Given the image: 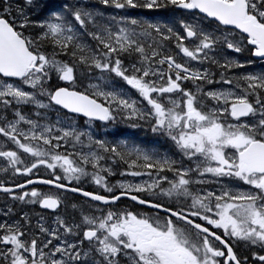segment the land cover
Returning <instances> with one entry per match:
<instances>
[{
  "label": "snow or ice",
  "instance_id": "1",
  "mask_svg": "<svg viewBox=\"0 0 264 264\" xmlns=\"http://www.w3.org/2000/svg\"><path fill=\"white\" fill-rule=\"evenodd\" d=\"M0 264H264V0H0Z\"/></svg>",
  "mask_w": 264,
  "mask_h": 264
},
{
  "label": "flooded vegetation",
  "instance_id": "2",
  "mask_svg": "<svg viewBox=\"0 0 264 264\" xmlns=\"http://www.w3.org/2000/svg\"><path fill=\"white\" fill-rule=\"evenodd\" d=\"M36 210L42 212L43 214H45V215L47 216V211H45V210H41V209H39L38 207L36 208Z\"/></svg>",
  "mask_w": 264,
  "mask_h": 264
},
{
  "label": "rangeland",
  "instance_id": "3",
  "mask_svg": "<svg viewBox=\"0 0 264 264\" xmlns=\"http://www.w3.org/2000/svg\"><path fill=\"white\" fill-rule=\"evenodd\" d=\"M136 135H137L138 138H141L142 139V137H139V134H136ZM164 147H166V145Z\"/></svg>",
  "mask_w": 264,
  "mask_h": 264
},
{
  "label": "water",
  "instance_id": "4",
  "mask_svg": "<svg viewBox=\"0 0 264 264\" xmlns=\"http://www.w3.org/2000/svg\"><path fill=\"white\" fill-rule=\"evenodd\" d=\"M45 211H47V210H45Z\"/></svg>",
  "mask_w": 264,
  "mask_h": 264
},
{
  "label": "trees",
  "instance_id": "5",
  "mask_svg": "<svg viewBox=\"0 0 264 264\" xmlns=\"http://www.w3.org/2000/svg\"><path fill=\"white\" fill-rule=\"evenodd\" d=\"M74 202V201H73Z\"/></svg>",
  "mask_w": 264,
  "mask_h": 264
}]
</instances>
